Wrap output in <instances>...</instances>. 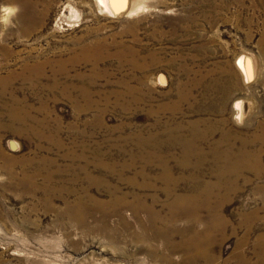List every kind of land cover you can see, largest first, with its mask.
<instances>
[{
    "label": "rangeland",
    "instance_id": "374dc122",
    "mask_svg": "<svg viewBox=\"0 0 264 264\" xmlns=\"http://www.w3.org/2000/svg\"><path fill=\"white\" fill-rule=\"evenodd\" d=\"M98 2L0 0V264H264V0Z\"/></svg>",
    "mask_w": 264,
    "mask_h": 264
},
{
    "label": "bare ground",
    "instance_id": "6f19581e",
    "mask_svg": "<svg viewBox=\"0 0 264 264\" xmlns=\"http://www.w3.org/2000/svg\"><path fill=\"white\" fill-rule=\"evenodd\" d=\"M99 0H97V2H98ZM107 0H100L98 3H103L104 5H106V7H109V5L110 6H112V7H114V5H115V0H110L111 1V3H109V2H106ZM102 5V4H101ZM105 8V7H104ZM110 9V8H109ZM108 9V10H109ZM43 63H45V61L43 62ZM238 63H240V62H238ZM41 63H35L34 65H32L31 67H29V68H27V69H29L30 71H32V70H35V72L36 73H41V69H40V67H41ZM238 67V66H237ZM31 68V69H30ZM27 69H25V71L27 70ZM242 69V68H241ZM15 74V73H14ZM179 199H176L175 200V203H180L179 201H178ZM189 241H193V240H188V242H187V244H189V243H191V242H189ZM193 243L195 244L194 246L196 247V252H195V254H197V252H198V250H200V248H199V243H198V239H194V241H193ZM192 245V244H191ZM188 247V246H187ZM190 248V247H189ZM194 250V249H193Z\"/></svg>",
    "mask_w": 264,
    "mask_h": 264
}]
</instances>
